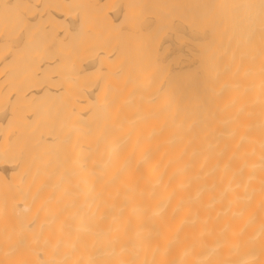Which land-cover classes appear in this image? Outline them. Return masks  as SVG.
Instances as JSON below:
<instances>
[{
	"label": "bare ground",
	"instance_id": "6f19581e",
	"mask_svg": "<svg viewBox=\"0 0 264 264\" xmlns=\"http://www.w3.org/2000/svg\"><path fill=\"white\" fill-rule=\"evenodd\" d=\"M216 1L0 0V264H264V0Z\"/></svg>",
	"mask_w": 264,
	"mask_h": 264
},
{
	"label": "rangeland",
	"instance_id": "374dc122",
	"mask_svg": "<svg viewBox=\"0 0 264 264\" xmlns=\"http://www.w3.org/2000/svg\"><path fill=\"white\" fill-rule=\"evenodd\" d=\"M125 1H127V0H125ZM138 4L139 2H138V0H128V2H130V3H128V5H132L131 4V2L133 3V5H134V8H136L135 6V2ZM140 1V5L139 6H137V8L136 9H138L140 12H139V14L142 12V10H144L143 11V14L145 15V16H143V14H142V16L143 17H146V15H147V17H152V19H159L160 20V22L162 23V24H167L168 23V21H167V19L168 18H170V16H169V14L171 15L172 13H174L175 11H181V13H182V15L183 16H185L186 17V20L187 21H189L188 20V17H190L191 19H190V21L191 20H193L192 21V23L193 22H195V23H193V25H200V24H202L203 22H201L200 21V19L202 20V18L203 17H206V19L208 18V19H210L209 17H208V15H211L210 14V12H212L213 11V15L214 16H212V17H215V15H216V13L214 14V12H215V10H217L218 9V7L216 8V6L218 5L219 6V4H217V3H213V2H215L216 0H161V1H158V0H153V2L155 1V3H153L152 2V0H151V2H149L150 0H139ZM164 1V2H163ZM211 3H209V2ZM156 2H157V4H156ZM171 2H174L173 4L171 3ZM217 2V1H216ZM126 3V4H127ZM143 3V4H142ZM151 3V4H150ZM159 3V4H158ZM161 3H163L164 5L162 6V4ZM167 3V4H166ZM207 3V4H206ZM209 3V4H208ZM154 4H156V6L154 5ZM161 4V5H160ZM176 4V5H175ZM180 6H179V5ZM212 4H214V6L212 5ZM248 3H246V5L245 6H247L248 8H249V6L247 5ZM158 5H160L161 7L159 8L158 7ZM164 6H166V7H164ZM168 6H170V7H168ZM178 6V7H177ZM209 6V7H208ZM244 6V5H243ZM139 7H141L140 9H139ZM154 7V8H153ZM163 7H164V9H163ZM131 8V7H130ZM134 8H132V9H134ZM143 8V9H142ZM158 8V9H157ZM219 8H220V6H219ZM245 8V7H244ZM135 9V10H136ZM161 9V10H160ZM165 9H167L168 10V12L167 13H165L166 12V10ZM180 9V10H179ZM209 11H208V10ZM148 10V11H147ZM158 10H160V12L161 13H158L157 14V12H158ZM205 10V11H204ZM132 11H134V10H132ZM144 12H146V13H144ZM148 12V13H147ZM156 12V13H155ZM186 12V13H185ZM188 12V13H187ZM204 12V13H203ZM207 12V13H206ZM217 12V11H216ZM135 13H136V11H135ZM184 13V14H183ZM195 13H196V16L198 17H195V18H197V19H195L194 18V16H195ZM200 13V14H199ZM152 14V15H151ZM154 14H155V17H154ZM160 14H162L163 16L161 17L160 16ZM188 14H190V15H188ZM199 14V15H198ZM204 14V15H203ZM206 14V15H205ZM136 15V14H135ZM167 15V18L165 17ZM199 16H200V18H199ZM201 16H202V18H201ZM138 17H140V15H138ZM137 17V18H138ZM142 17V18H143ZM159 17H161V19L159 18ZM164 18V20H162ZM165 18H166V21H165ZM138 19H140V18H138ZM138 19H136V22L138 21ZM196 20H197V23H196ZM134 21V20H133ZM200 21V22H199ZM130 22V21H129ZM136 22H134V23H136ZM198 22H199V24H198ZM132 23V21L130 22V24ZM191 23V24H192ZM133 24V23H132ZM169 24V23H168ZM183 36H185V37H183ZM185 40H187L186 39V35H178L177 36V38H175V40L173 39V41H172V39H171V42L173 43V45H181L182 44V46L184 47L183 48V50H181V51H183L182 53L180 52V51H178V53H174L175 55V61H176V59L178 60L177 62H179V63H181V62H184L185 60H188V56H189V59H192L193 58V60H195V63H194V65L196 66V60H197V55H195V56H190L191 55V53H189V51H190V49H188V47L185 45L186 43H187V41L185 42ZM181 41V42H180ZM180 42V43H179ZM176 43V44H175ZM186 48H187V50H186ZM185 49V50H184ZM194 49V48H193ZM194 50H196V49H194ZM188 51V52H187ZM187 53H188V55H187ZM195 53V52H194ZM173 55V54H172ZM185 55V56H184ZM186 55H187V57H186ZM174 56H171V60H173L174 61V58L172 59V57H174ZM183 57V58H182ZM179 58V59H178ZM180 58H181V61H180ZM185 58H187V59H185ZM176 62V63H177ZM173 63H175V62H173ZM198 64V63H197ZM174 65V64H173ZM194 66V67H195ZM193 67V68H194Z\"/></svg>",
	"mask_w": 264,
	"mask_h": 264
}]
</instances>
